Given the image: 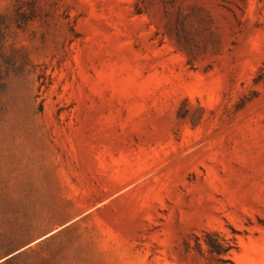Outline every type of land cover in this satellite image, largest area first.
<instances>
[{"label": "rangeland", "instance_id": "obj_1", "mask_svg": "<svg viewBox=\"0 0 264 264\" xmlns=\"http://www.w3.org/2000/svg\"><path fill=\"white\" fill-rule=\"evenodd\" d=\"M0 20V264H264V0Z\"/></svg>", "mask_w": 264, "mask_h": 264}, {"label": "trees", "instance_id": "obj_2", "mask_svg": "<svg viewBox=\"0 0 264 264\" xmlns=\"http://www.w3.org/2000/svg\"><path fill=\"white\" fill-rule=\"evenodd\" d=\"M1 28V20H0ZM204 241L209 248L210 253L217 258V264H234L230 259H226L227 255L237 249V240L235 237L224 239L218 232H208L204 236ZM199 245V239L197 238Z\"/></svg>", "mask_w": 264, "mask_h": 264}]
</instances>
